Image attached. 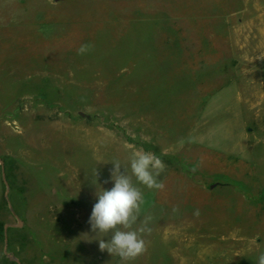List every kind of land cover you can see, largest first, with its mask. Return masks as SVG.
<instances>
[{"label":"rangeland","instance_id":"obj_1","mask_svg":"<svg viewBox=\"0 0 264 264\" xmlns=\"http://www.w3.org/2000/svg\"><path fill=\"white\" fill-rule=\"evenodd\" d=\"M139 151L165 189L137 185L152 232L127 264H255L264 0H0V264H124L89 218Z\"/></svg>","mask_w":264,"mask_h":264},{"label":"clouds","instance_id":"obj_2","mask_svg":"<svg viewBox=\"0 0 264 264\" xmlns=\"http://www.w3.org/2000/svg\"><path fill=\"white\" fill-rule=\"evenodd\" d=\"M93 47L92 44H82L77 49V54H86ZM112 163L114 168L111 171V180L114 181V186L110 190L102 188L96 193L98 200L93 205L89 224L93 232L112 233L107 241L99 239V250H106L111 256H118L127 264L146 252L147 246L143 236L152 232L149 225L153 217L145 215L143 219L140 218L144 195L137 185H143L149 190L163 191L165 184L158 178L165 165L155 154L146 151L131 154V174L125 168V171L121 172L119 161ZM196 170L197 168L193 167L192 171ZM133 177L136 183L133 182ZM172 212L178 213L179 207H173ZM199 214V209H196L194 215ZM255 264H264V252L259 254Z\"/></svg>","mask_w":264,"mask_h":264},{"label":"water","instance_id":"obj_3","mask_svg":"<svg viewBox=\"0 0 264 264\" xmlns=\"http://www.w3.org/2000/svg\"><path fill=\"white\" fill-rule=\"evenodd\" d=\"M56 2H60V1H64V0H55ZM3 178H4V182H5V184L7 185V180H6V178H5V173L3 172ZM212 188H214V186L212 187ZM22 226V222H20L19 224H18V227H21ZM7 227H9V226H7ZM20 264V263H19Z\"/></svg>","mask_w":264,"mask_h":264}]
</instances>
